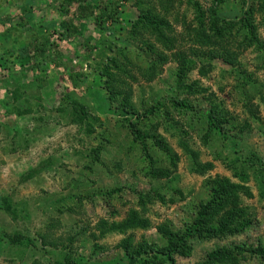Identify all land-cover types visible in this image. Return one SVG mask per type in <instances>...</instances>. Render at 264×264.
Listing matches in <instances>:
<instances>
[{
	"label": "rangeland",
	"instance_id": "obj_1",
	"mask_svg": "<svg viewBox=\"0 0 264 264\" xmlns=\"http://www.w3.org/2000/svg\"><path fill=\"white\" fill-rule=\"evenodd\" d=\"M138 7L157 28L133 24ZM118 10L126 20H107L100 30L87 23L54 41L49 59L31 61L27 45L60 29L56 1L0 0V264H127L117 242L130 235L133 244H161L156 226H184L217 178L234 184L243 210L235 224L243 229L191 239L174 262L196 264L212 248L237 246L244 249L238 264H260L244 251L264 244V0H125ZM218 47L234 60L192 56ZM182 54L192 62L182 78L194 82L191 94L175 87ZM174 93L190 102V113L168 104ZM122 99L136 112L163 101L167 114L160 109L134 128L159 136L169 154L150 139L143 154L118 114ZM209 105L221 119L249 122L240 149L228 144L235 138L205 133L196 117ZM140 217L145 228L132 225ZM102 220L121 222L124 233L100 235ZM16 233L32 243H9Z\"/></svg>",
	"mask_w": 264,
	"mask_h": 264
},
{
	"label": "trees",
	"instance_id": "obj_2",
	"mask_svg": "<svg viewBox=\"0 0 264 264\" xmlns=\"http://www.w3.org/2000/svg\"><path fill=\"white\" fill-rule=\"evenodd\" d=\"M56 8L60 14V20L57 26L60 28L58 31L48 30L46 35L41 39V41L31 42L32 44L27 45L26 56L29 60L33 61V56L38 57L41 54L46 55L45 58H50L49 54L56 50L57 44L54 41L60 38L61 35L76 36L80 31L86 27L85 24L90 23L99 30L102 27L103 22L107 20L118 23L121 19H124L123 15L118 10L120 1L125 0H55ZM219 2V1H218ZM137 3V2H136ZM164 7V6H163ZM139 17L133 20V24H142L146 26H152L157 28V22L152 17L146 13L147 10H142L139 8ZM213 14H216L215 9H213ZM126 20V19H124ZM153 20V21H152ZM154 22V23H153ZM158 30V29H157ZM158 32V31H157ZM160 32V31H159ZM72 33V34H71ZM76 33V34H74ZM172 40L166 39L162 43V47L169 49L172 46ZM217 49L206 52H194L192 56L203 55L207 58H212L215 53L219 55L222 59L232 61L234 57L232 53H226ZM156 59H164L163 55L158 54ZM182 64L179 68V74L175 79V87L177 91L184 92L186 94L194 93L198 90H194V82L185 84L182 79L185 72L189 71L192 67V62L187 55H181ZM110 67H116L114 59L110 58ZM107 67L101 70V74H107ZM151 72L153 73L152 69ZM203 73V72H202ZM100 74V75H101ZM111 74V73H110ZM70 79V74L64 77V80ZM70 81V80H69ZM80 82V77H75L73 79V84L78 85ZM66 86V84H65ZM68 87V86H66ZM177 95L175 93L169 98L168 104L176 109L177 111H184L185 113H190L193 110V106L186 98H175ZM75 104V102H72ZM164 108L163 101L157 100L154 104L147 107H143L140 112H136L132 104L128 103L126 99H122L117 105L118 114L122 118H128L126 126L134 134L135 139L139 141L137 143L142 144V152L147 156L146 149V139H150L152 145H154L158 150L165 154H169V149L163 140L152 132L140 130L134 128L135 123L138 120L147 118L152 113L157 112ZM218 111L215 109V105H209L208 108L202 113L201 116L196 117L198 121L202 122L205 127V133L210 132L213 135H217L220 139L227 141V138H235L233 141L228 142L230 146H237L240 149V144L243 142L242 133H247L250 131L249 122L247 120H238L228 117L220 118L217 115ZM76 114V112H73ZM165 114L168 111L165 109L163 112ZM241 141V142H240ZM227 143V142H226ZM189 151L188 149H186ZM253 164L254 157L252 158ZM153 172V170H150ZM258 171L262 174L264 173V161L258 164ZM149 172L150 175H153ZM165 175V173H164ZM234 184L227 181L225 178L213 180V184L208 188L209 197L206 201L198 204L195 212L190 217V220L180 227L174 229L172 226L168 227L157 225L156 228L160 232L161 236L164 238L161 244L153 241L147 242L146 240H140L136 243H132V237L127 235L117 242V247L121 248L123 256L127 259V264H150L152 262L166 264H175L174 255H183L187 250H189V241L191 239H207V238H220L226 235H234L243 229L244 224H235L237 221V216H242L243 210L239 208L237 198L234 196ZM112 189L110 190V192ZM109 193L108 191L105 194ZM140 209L143 210V200L139 201ZM6 210L9 211V206L6 204ZM132 225H138L142 228L147 226V221L145 218H136L132 221ZM238 225V226H237ZM237 226V227H236ZM129 227H134L129 224ZM117 231L119 233H124L123 224L121 222H110L107 224L105 221H100L99 223V234L103 235L106 232ZM160 236V237H161ZM7 239L9 243L16 244L18 246L27 247L30 245L32 240L28 236L16 233L13 235H8ZM101 249V246H100ZM244 250V249H243ZM242 248L233 246L228 247H215L206 253L203 262H198L196 264H214V262H219L221 264H238V256L243 253ZM244 252H249L251 255L257 257L260 264H264V244L257 245L254 248H249ZM244 255V254H243ZM74 262V261H73ZM78 262V261H76ZM57 264H72L70 260L66 258L63 262H57ZM78 264H82L78 262Z\"/></svg>",
	"mask_w": 264,
	"mask_h": 264
},
{
	"label": "crops",
	"instance_id": "obj_3",
	"mask_svg": "<svg viewBox=\"0 0 264 264\" xmlns=\"http://www.w3.org/2000/svg\"><path fill=\"white\" fill-rule=\"evenodd\" d=\"M59 13V12H58ZM59 17H60V14H59Z\"/></svg>",
	"mask_w": 264,
	"mask_h": 264
}]
</instances>
